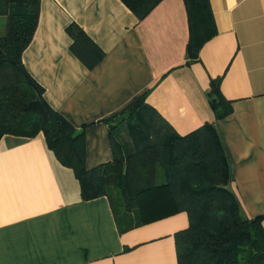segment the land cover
<instances>
[{"label":"crops","instance_id":"1","mask_svg":"<svg viewBox=\"0 0 264 264\" xmlns=\"http://www.w3.org/2000/svg\"><path fill=\"white\" fill-rule=\"evenodd\" d=\"M218 34L188 54L184 0H163L139 19L122 0H41L39 23L22 56L48 105L86 132V166L113 159L108 120L142 98L176 134L215 128L229 188L264 228V0H210ZM82 28L102 50L89 70L71 51ZM232 102L216 119L213 82ZM119 140L132 148L126 125ZM186 212L121 232L108 196L85 201L73 169L43 133L0 140V264H179L176 233Z\"/></svg>","mask_w":264,"mask_h":264},{"label":"trees","instance_id":"2","mask_svg":"<svg viewBox=\"0 0 264 264\" xmlns=\"http://www.w3.org/2000/svg\"><path fill=\"white\" fill-rule=\"evenodd\" d=\"M144 19L163 0H122ZM189 20L188 54L218 34L210 0H184ZM41 0H0V140L5 135L35 138L43 133L50 150L73 169L85 201L108 196L121 232L186 212L189 227L176 233L179 264H264L261 217L249 218L229 188L230 170L213 125L180 136L142 98L130 111L109 119L112 161L86 166V132L56 113L44 88L28 73L22 56L36 32ZM71 51L89 69L104 53L77 25L68 29ZM213 82L216 119L232 102ZM126 125L132 148L119 140ZM159 169L163 175L160 176ZM118 196L120 203H116Z\"/></svg>","mask_w":264,"mask_h":264},{"label":"rangeland","instance_id":"3","mask_svg":"<svg viewBox=\"0 0 264 264\" xmlns=\"http://www.w3.org/2000/svg\"><path fill=\"white\" fill-rule=\"evenodd\" d=\"M0 24H1V28H2V33L5 34L6 32V25H7V20L6 18H1L0 19ZM3 34H0V35H3ZM159 174L160 176L163 175V172L161 169H159ZM114 200L116 203H120V199L118 198V196H114Z\"/></svg>","mask_w":264,"mask_h":264}]
</instances>
